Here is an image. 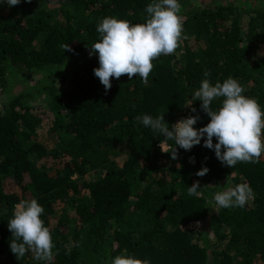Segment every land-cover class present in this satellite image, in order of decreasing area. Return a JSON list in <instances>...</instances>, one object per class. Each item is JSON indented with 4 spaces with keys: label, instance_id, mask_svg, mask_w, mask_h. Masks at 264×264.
Listing matches in <instances>:
<instances>
[{
    "label": "trees",
    "instance_id": "obj_1",
    "mask_svg": "<svg viewBox=\"0 0 264 264\" xmlns=\"http://www.w3.org/2000/svg\"><path fill=\"white\" fill-rule=\"evenodd\" d=\"M38 2H0V88L8 71L27 78L39 70L65 72L70 78L61 89L45 87L46 117L21 92L2 105L0 264H34L30 252L20 260L11 253L7 228L15 204L31 199L44 208L41 219L55 245L52 264H111L124 254L150 264H264V156L229 168L202 139L189 151L176 146L173 160L157 146L164 137L135 121L163 114L170 130L176 120L198 113L210 121L192 99L206 78L213 85L236 79L242 94L264 110V55L258 53L264 0H178L187 39L174 54L153 61L147 85L125 75L112 78L107 93L93 71L98 56L89 55L100 39L97 24L110 16L145 23L153 0H67L53 11ZM221 102L214 100L213 110ZM43 123L66 148L37 141L35 130ZM49 156L50 166L40 163ZM193 167L209 169L199 197L187 194ZM92 173L96 177H86ZM213 179L219 191L246 182L254 199L243 208L212 209L206 188Z\"/></svg>",
    "mask_w": 264,
    "mask_h": 264
},
{
    "label": "clouds",
    "instance_id": "obj_2",
    "mask_svg": "<svg viewBox=\"0 0 264 264\" xmlns=\"http://www.w3.org/2000/svg\"><path fill=\"white\" fill-rule=\"evenodd\" d=\"M0 2L13 7L19 5L21 0ZM181 11L182 5L178 0H153L145 8V23L132 24L110 16L97 24L100 39L89 47V55L98 56L99 67L93 71L106 93L112 87V78L118 80L125 75L129 80L138 76L147 85L154 68L153 61L162 55L174 54L180 42L187 39L183 35ZM66 50L71 51L69 45L65 46ZM204 76L209 77L210 73L206 71ZM244 92V87L232 77L214 85L209 79H203L192 99L200 101V108L210 121L199 129L194 127L199 115L180 119L171 126V130L163 114L156 118L148 114L137 115L135 121L164 137V144L174 141L175 147L169 146L168 150L160 143L161 151L171 153L173 160L178 157L176 146L189 151L200 145L203 139V146L214 150L216 158L229 168L238 163H258L264 156V110L256 99L243 95ZM220 98L221 106L213 110V101ZM191 111L195 113L197 110L193 107ZM214 138L216 143H213ZM190 161L194 162V159L190 158ZM208 171L207 167H202L196 175L202 177ZM200 189L199 181H196L188 187L187 194L199 197L202 195ZM254 196L251 186L242 182L216 192L209 203L213 205L212 209L243 208ZM43 212L44 208L36 199L21 200L15 204L7 228L13 237L10 251L17 260L30 252L35 260L52 264L55 245L50 228L41 219ZM111 264L150 262L124 254L112 258Z\"/></svg>",
    "mask_w": 264,
    "mask_h": 264
},
{
    "label": "rangeland",
    "instance_id": "obj_3",
    "mask_svg": "<svg viewBox=\"0 0 264 264\" xmlns=\"http://www.w3.org/2000/svg\"><path fill=\"white\" fill-rule=\"evenodd\" d=\"M38 1H39L37 3L38 5L42 4L45 7H47V9H49L50 11H53V10L58 9L59 5L66 2L67 0H38ZM199 1H205V0H199ZM249 1H255V0H249ZM259 1L262 2V0H259ZM242 21L245 25L247 21V16L243 17ZM41 37H42V34L40 38ZM258 53H259V56H263L264 47L259 48ZM62 74L57 73L53 75V74H48V72L45 70H39L38 72L36 71L34 73V77L27 78V77L17 75L11 71L6 72L5 76L3 77L4 78L3 86L0 88V113H3L4 111L2 108L3 107L2 105L5 104L7 96L15 92L16 93L21 92V93H24V100L26 101L25 103L28 105H31L34 112L46 117V114H48V110L44 102V100L47 98V92H46L45 87L47 88L49 85L55 84L58 89H61L62 87L66 86L68 82V78H70V75L67 74L66 76L65 72H63ZM197 115H199L200 118L197 121V123L194 125V127L199 129L201 127L206 126V124L209 121L204 120L201 113H198ZM190 116H194V115H190ZM48 127L49 126L47 124L43 123L41 126H39L35 130L37 141L41 142L47 148H54V147H58L61 149L66 148L64 144L59 143V142L56 143L55 138L49 134ZM123 158H125V154L116 158V161L121 162ZM53 161L54 160L49 156L43 159L40 163L50 166L53 163ZM196 172H197V169L193 167L192 172H191V185L194 182L199 181L200 188H201L199 191L203 193L202 191V189H204L203 181H202L203 176L202 177L197 176ZM86 177L90 179V178L96 177V175L92 173V174L87 175ZM213 181L214 179L211 182H209V187L206 188L210 190L212 193L211 200L214 194L220 190L219 188H217L216 183ZM226 186L227 185H225L224 187ZM174 189H176V191H182L181 188L179 187V184H177L176 187H174ZM54 223H55V219L52 221V224ZM209 237L212 238V235H210ZM34 264H43V262L34 260Z\"/></svg>",
    "mask_w": 264,
    "mask_h": 264
},
{
    "label": "built area",
    "instance_id": "obj_4",
    "mask_svg": "<svg viewBox=\"0 0 264 264\" xmlns=\"http://www.w3.org/2000/svg\"><path fill=\"white\" fill-rule=\"evenodd\" d=\"M178 121H179V119L176 120L175 123L178 122ZM160 143L163 144L165 150H168V149H169V146H170V145H169L168 143L164 144V141H161ZM160 143H158L157 146H158V147L160 148V150H161Z\"/></svg>",
    "mask_w": 264,
    "mask_h": 264
}]
</instances>
